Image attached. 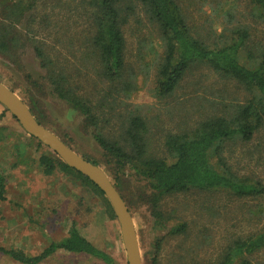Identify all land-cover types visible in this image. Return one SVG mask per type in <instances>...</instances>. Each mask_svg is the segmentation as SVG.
Masks as SVG:
<instances>
[{
  "label": "rangeland",
  "instance_id": "1",
  "mask_svg": "<svg viewBox=\"0 0 264 264\" xmlns=\"http://www.w3.org/2000/svg\"><path fill=\"white\" fill-rule=\"evenodd\" d=\"M176 2L191 37L198 42L220 48L244 35L237 56L245 66L264 51V16L251 0ZM12 7L18 12H10ZM93 13L86 0H37L35 4L0 0V22L14 26L10 44L0 51V82L28 107L34 106L44 127L75 153L94 161L117 187L134 223L142 264H220L228 256L230 264H264V248L252 254L236 251L238 243L264 231V195L237 197L227 190H191L166 196L160 204L165 228L154 231L144 198L150 193L145 182L127 169L115 178V170L106 162L83 116L52 93L48 70L41 66L34 48L41 46L56 64L53 72L63 73L75 93L89 102L98 133L119 141L128 118L140 117L149 152L168 164L173 162L166 146L169 137H192L210 120H232L255 92L206 64L195 63L172 94L159 95L163 43L158 28L140 5H135V15L122 29V78L114 83L103 80L91 44ZM0 117V171L5 179L4 199L0 200V249L37 256L65 238L74 226L116 264H127L119 223L109 218L99 197L58 168L45 175L39 159L53 157V153L27 135L1 105ZM219 147L220 154L213 150L210 156L215 169L264 188V125L249 141L236 136ZM180 226L184 228L181 233L169 234L171 228ZM158 237L163 241L154 259ZM0 264L21 263L0 251ZM40 264L103 263L86 254L57 250Z\"/></svg>",
  "mask_w": 264,
  "mask_h": 264
},
{
  "label": "trees",
  "instance_id": "2",
  "mask_svg": "<svg viewBox=\"0 0 264 264\" xmlns=\"http://www.w3.org/2000/svg\"><path fill=\"white\" fill-rule=\"evenodd\" d=\"M30 1L35 4L37 0ZM86 1L94 11L92 20L95 31L91 44L95 50L98 70L103 80L114 83L122 78L125 70V40L122 29L128 19L135 15V5H140L143 12L158 28L163 43L162 61L158 70L159 95L172 94L189 67L195 63L206 64L215 72L233 78L256 94L237 109L236 115L230 121L217 118L204 124L192 137H169L166 140V146L173 157V162L168 164L149 152L145 137L146 127L140 117L128 118L119 141L106 139L98 133L96 128L98 121L92 113L89 102L75 93L63 73L53 72L56 64L45 54L41 46L34 48L41 66L48 70L47 81L52 93L73 112L83 116L84 124L91 128L92 138L102 150L106 162L115 170V178L118 179L120 172L127 169L132 175L145 182L150 193L144 198L153 217L154 231L158 232L165 228L160 204L162 198L166 196L191 190H227L237 197L264 195V188L260 184L240 181L228 171H218L210 163L212 151L215 150L216 154H220L219 146L222 142L236 136L249 141L253 134L264 125V51L252 60L251 65L245 66L239 62L237 56L244 35L240 41L220 48H210L198 42L191 37L186 17L176 0ZM251 3L264 16V0H251ZM12 11L18 12V9L12 7L10 12ZM7 15L10 16V14ZM13 29V24L0 22V51L5 50L10 44L11 35L14 34ZM28 108L37 122L43 125L34 113V106ZM4 110L8 112L5 108ZM12 118L15 120L13 116ZM62 142L69 147L65 141ZM37 143L43 146L39 141ZM84 159L98 166L94 161ZM39 163L45 175H51L58 168L81 182L99 197L109 218L116 219L104 193L87 177L65 165L57 155L53 153V157L42 156ZM114 187L117 188L115 185ZM4 193L5 179L0 171V200L4 199ZM121 198L123 199L122 196ZM183 229V226L171 228L169 234L181 233ZM162 241V237L154 241V259L160 251ZM263 248L264 231L254 238L238 243L236 251L239 254H252ZM57 250L86 254L100 260L103 264H116L108 254L95 248L82 237L74 226L70 228L65 238L51 243L37 256H26L18 251L0 249L2 253L21 264H40ZM230 259L228 256L220 264H230ZM242 264L250 263L243 261Z\"/></svg>",
  "mask_w": 264,
  "mask_h": 264
},
{
  "label": "water",
  "instance_id": "3",
  "mask_svg": "<svg viewBox=\"0 0 264 264\" xmlns=\"http://www.w3.org/2000/svg\"><path fill=\"white\" fill-rule=\"evenodd\" d=\"M0 105L15 118L27 135L47 147L69 168L87 177L104 193L120 226L127 264H142L139 244L131 214L106 173L99 166L88 162L75 153L71 148L65 145L58 136L39 124L23 100L1 82Z\"/></svg>",
  "mask_w": 264,
  "mask_h": 264
}]
</instances>
